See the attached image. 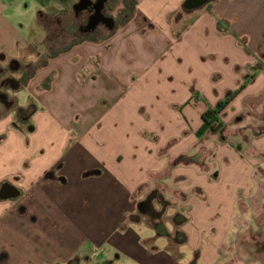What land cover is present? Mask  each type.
<instances>
[{
	"label": "crops",
	"instance_id": "obj_1",
	"mask_svg": "<svg viewBox=\"0 0 264 264\" xmlns=\"http://www.w3.org/2000/svg\"><path fill=\"white\" fill-rule=\"evenodd\" d=\"M76 1L0 0V82L13 79L7 88L25 87L35 100L19 106L2 90L13 106L0 101V186L19 193L0 199V264H191L165 235L138 233L137 224L151 226L131 218L148 195L134 194L156 188L155 175L168 167L173 182L181 177L175 191L182 198L171 196L188 217L183 245L200 246V263L215 264L221 234L237 224L234 209L248 215L244 200L253 197L264 159V0H210L194 9L186 0H139L111 34L58 48L52 26ZM244 82L220 117L226 122L231 112L237 121L249 110L262 122L245 140L252 156L238 165L232 143L212 141L207 148L235 166L231 177L198 176V163L170 166L196 154L207 106ZM17 107L33 110L19 128ZM238 174L244 179L235 180ZM176 211L172 205L165 213L168 233ZM206 231L214 238L201 239Z\"/></svg>",
	"mask_w": 264,
	"mask_h": 264
},
{
	"label": "rangeland",
	"instance_id": "obj_2",
	"mask_svg": "<svg viewBox=\"0 0 264 264\" xmlns=\"http://www.w3.org/2000/svg\"><path fill=\"white\" fill-rule=\"evenodd\" d=\"M78 1V0H77ZM76 1V2H77ZM139 0H107L105 6H104V14L108 17H111L115 21V26L112 29L106 28L105 25H98L93 33L83 34L82 36L89 37L92 39H101L105 37L108 34H111L112 32L116 31L119 26H121L124 21L129 17L130 11L134 9V5L138 3ZM75 2V3H76ZM29 8V6H28ZM26 8V9H28ZM30 11V9H29ZM30 12L26 14V18H28ZM88 13L86 12H80L79 14L76 13V10H73V7H69L68 12L66 14V17L62 21V16H60L54 26H52L51 36L50 38L53 39L54 36H56L55 41H51V44L54 45L57 44L58 48H62V44H70L72 36H75L74 38L82 37L80 33V27L86 26L88 23ZM64 25V26H62ZM65 34V35H64ZM62 35L65 37V42L62 41ZM8 73V72H7ZM6 73V74H7ZM10 73V72H9ZM8 73V74H9ZM7 74V75H8ZM5 73H0V80L1 76H4ZM12 73H10V77ZM246 82H244L245 84ZM243 84V85H244ZM7 84L0 85V90H9L12 91L10 88H7ZM34 92V91H33ZM12 95L15 96V100L19 106H27L29 103H31L34 100V97L32 96L33 93L29 89L22 87L18 90H14L11 92ZM3 108V106L0 104V110ZM5 110V109H4ZM249 110H245V113H243V116L241 120L235 121V117L240 116H232L231 112L227 115L229 116L224 122L223 119L220 117L221 124H223V129L221 132L217 133H208V136L206 135L202 139H198V142L196 141V144L193 148L194 152L196 154L191 157L184 156L181 160V163L186 164H193L198 163L200 165L199 168L194 166L195 170L198 172L197 175H206L209 176L208 178L212 179L216 175H221L222 172L226 176H232V174H229L230 170H233L235 166H228L226 163L230 160L228 156H223L221 154V157L218 152L213 151L212 147L207 148L208 144L212 141H215L218 144L221 143H232L234 147L238 150V156L233 158L232 160L236 162V164H240L241 162L238 161L240 158L241 160H246L243 156H252L253 149H245L244 145H246L245 140L248 138L250 139L254 134L253 127L254 124H257L256 126H260L259 128L256 127V130L260 131L263 129L262 122H257L255 115L251 114L250 112H247ZM234 118V119H233ZM201 141V142H199ZM245 143V144H244ZM205 147H203V145ZM255 155V153H253ZM213 156H216L214 160H211ZM178 159V158H177ZM175 159V160H177ZM211 160V161H210ZM210 161V163H209ZM243 164V163H242ZM241 164V166H243ZM182 164L178 165L181 166ZM170 166H172V163L170 162ZM210 166V168H209ZM172 167H168L167 169H164L160 174L155 175L154 181L156 182V189L162 193V195L168 197L170 200L166 199L168 201V205L165 207V213L166 211L173 206L176 207L177 211L180 212L183 209L179 207L181 206V200H176L175 196H171V194L174 193L176 189L175 181L180 180L181 177L173 178L171 177V169ZM203 170V172H201ZM221 172V174H220ZM255 181L257 182L256 186L253 188V197L250 199L244 200V203L248 207V215L243 214V211L238 207L234 209V217L237 219V224H232L231 227L227 232H224V234H221L220 240L222 239V236L224 239L221 241V245L218 246V250L216 253V263L215 264H231L232 258L234 257H242L243 259H262L264 260V214L262 213L264 211V159L260 166H258V169L256 171L255 175ZM235 180H241L244 179L242 177V174H238L234 176ZM186 182L192 183L191 178L189 176L186 177ZM164 181V182H162ZM194 181V180H193ZM206 183V181H204ZM197 185V184H196ZM200 186V185H198ZM204 189L203 186H200ZM155 189V188H154ZM140 193H143L147 196L142 201L144 202L140 208H138L134 214V219L142 218L146 221L147 224L150 225L151 219H149V215L156 214L159 210L162 209L161 204L156 203L154 200H152V190L148 189V184L143 185L135 194V197H138ZM175 193L179 196L178 198H182L179 191H175ZM190 196V195H189ZM165 198V197H164ZM253 201V202H252ZM139 202V201H138ZM141 202V201H140ZM246 206L243 204V208ZM254 210V215L252 216L251 213ZM260 213L259 217H256V214ZM165 213L163 214V223L165 224ZM255 225V227H254ZM136 231L138 233H154L156 234V231L154 229H151V227L146 226L145 224L136 225L135 226ZM175 229V228H174ZM201 239L205 240L208 237L214 238V234H212L209 231L201 232ZM160 236L157 237L159 239ZM216 237V236H215ZM161 238V237H160ZM202 240V241H203ZM178 246V251L182 254H180V257H183L185 254L188 253V257L191 260V263L194 264H202L199 261V252H201L200 246L196 248H189L188 245ZM179 257V258H180ZM225 258H230L228 261L222 262ZM184 259L180 258V260Z\"/></svg>",
	"mask_w": 264,
	"mask_h": 264
},
{
	"label": "trees",
	"instance_id": "obj_3",
	"mask_svg": "<svg viewBox=\"0 0 264 264\" xmlns=\"http://www.w3.org/2000/svg\"><path fill=\"white\" fill-rule=\"evenodd\" d=\"M134 6H136V4ZM134 11H135V7L134 9H132V11H130V15L124 21V23H126L132 17ZM219 26L222 28V22L219 23ZM81 33L82 35L84 34V32H81ZM91 39L92 38L85 37V36L74 38L72 42L68 44L67 47L80 43L84 40H91ZM244 85H242L237 90L228 94L223 100H220L215 106H209V105L207 106L206 110L202 113L203 123L200 126V128L196 131V136L199 139L204 137L208 133L215 134L217 132H221V130L223 129L222 128L223 124H221L220 114L224 110V108L230 103V101L235 97V95L244 87ZM193 97L194 99L196 98V92L193 94ZM10 106H13V103L9 101L7 104V107H10ZM32 111L33 110L31 108L17 107L16 114H15V120L13 121V126L16 128H19L21 124H28L29 121L27 117L28 115L30 116L32 114ZM31 129H32V125L29 124L28 130H31ZM183 158L185 157L181 156L177 160H174L172 162V165H176V163H180ZM151 195H152L151 196L152 200H154L158 204H161L162 209L159 210L154 215H149V219H151L150 226L156 231V233L160 235H165L168 238L169 248L173 252H175L177 247L181 245L182 243H184L187 239L186 234L181 230L180 227L188 220V217L186 216L183 210L180 212H176L172 218L174 228H175L174 232L168 233L165 228V224L163 223V217H164L163 214L165 213V207L168 205V201L164 198L162 193H160L156 188L152 190ZM140 203L143 204L144 202L141 201ZM131 218L134 219V216H131ZM191 264H194V263H191Z\"/></svg>",
	"mask_w": 264,
	"mask_h": 264
},
{
	"label": "water",
	"instance_id": "obj_4",
	"mask_svg": "<svg viewBox=\"0 0 264 264\" xmlns=\"http://www.w3.org/2000/svg\"><path fill=\"white\" fill-rule=\"evenodd\" d=\"M103 1L104 0H98V6H96V11L93 15H91L87 25L85 26L86 30H94L100 24V22L104 23L109 29H112L115 26V21L113 18L105 16L101 13V10L103 8ZM209 1L210 0H186L184 6L187 9H194L202 6L203 4ZM87 2H89V0H80L76 4V7H84ZM18 193V190L8 183H4L0 186V199L16 197Z\"/></svg>",
	"mask_w": 264,
	"mask_h": 264
},
{
	"label": "flooded vegetation",
	"instance_id": "obj_5",
	"mask_svg": "<svg viewBox=\"0 0 264 264\" xmlns=\"http://www.w3.org/2000/svg\"><path fill=\"white\" fill-rule=\"evenodd\" d=\"M106 2H107V0H104L103 1V8H102V10H101V13L103 14V15H105L104 14V12H103V10H104V6H105V4H106ZM98 4V0H94V1H89V2H87V4L84 6V7H81V6H79V7H77V9H75L76 10V13L77 14H79L80 12H86V13H88V17L90 18L91 17V15H93L94 13H95V11H96V6H98L97 5ZM106 16V15H105ZM88 18V19H89ZM100 25H105L104 23H102V22H100ZM106 26V25H105ZM107 28V27H106ZM82 29V31L81 32H84V33H86V34H88V33H93V31L95 30H86V28H85V26H81L80 27V30ZM4 84H7L8 86L10 85V86H12V85H15V84H17L13 79H11V78H6V79H3L1 82H0V85L2 86V85H4ZM0 101H2V104H4V105H7L8 104V101H7V98H6V94L3 92V91H1L0 90Z\"/></svg>",
	"mask_w": 264,
	"mask_h": 264
}]
</instances>
